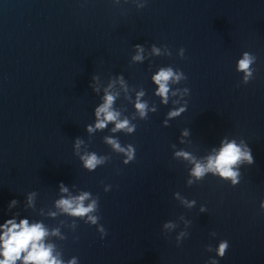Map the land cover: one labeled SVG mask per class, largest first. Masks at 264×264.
I'll list each match as a JSON object with an SVG mask.
<instances>
[{"label": "water", "instance_id": "water-1", "mask_svg": "<svg viewBox=\"0 0 264 264\" xmlns=\"http://www.w3.org/2000/svg\"><path fill=\"white\" fill-rule=\"evenodd\" d=\"M137 43L173 50V57L153 62L188 75L189 109L165 128L171 105L160 106L148 121H138L135 135H120L137 146L135 162L124 166L113 153L105 167L88 173L72 144L77 136L87 139L85 125L99 99L89 87L91 76L107 80L123 72L151 95L147 63L130 66ZM180 47L184 60L175 55ZM245 50L259 58L248 85L235 71ZM184 127L199 154L225 134L249 141L255 163L242 170L238 187L211 176L186 186L185 165L172 158L170 147ZM102 135L92 148L107 154ZM61 181L100 195L108 236L101 240L95 227L81 223L60 242L66 257L78 255L81 264H206L205 245L221 238L231 248L220 264H264V215L258 214L264 199V0H150L142 10L113 7L110 0H0V222L12 199L21 202L13 211L22 212L33 190L37 208L51 206ZM101 181L112 191L105 193ZM175 191L206 204L208 213L182 208ZM181 214L193 224L191 236L176 247L175 234L166 238L161 226Z\"/></svg>", "mask_w": 264, "mask_h": 264}, {"label": "clouds", "instance_id": "clouds-1", "mask_svg": "<svg viewBox=\"0 0 264 264\" xmlns=\"http://www.w3.org/2000/svg\"><path fill=\"white\" fill-rule=\"evenodd\" d=\"M150 0H110L113 7L124 8L133 5L137 10L146 8ZM131 65L147 63L152 84L151 95L143 85H132L123 72L110 76L107 80L99 74L91 76L89 87L99 98L93 108V119L85 125L87 139L77 136L73 140V155L78 158L80 166L88 173L96 172L105 167L112 154L121 157L124 166L132 164L137 159V146L124 143L120 135L133 136L138 129V121H148L151 114H156L160 106L169 107L162 121V126L168 128L171 121L182 117L189 109L191 88L187 86L188 75L174 64L154 65L155 57H173V50L167 45L152 43H137L132 46ZM175 55L181 60L186 59V49L180 47ZM258 56L252 51H242L235 63V71L240 74V84L248 85L256 78ZM239 86V85H238ZM153 97L155 99H153ZM131 110H130V107ZM98 133L103 134L102 143L108 146L110 152L102 154L92 148ZM172 158L181 162L186 168V186L201 184L209 176L238 187L243 178V169L255 163V157L249 141L243 136L225 134L219 142L199 154L194 146L192 131L189 127L180 130L178 143L171 144ZM105 193L111 192V183L100 182ZM39 193L35 190L26 194L22 209L21 202L12 199L7 204L6 216L0 222V264H81L78 255L66 257L60 242L69 239V233L75 234L83 223L95 227L101 240L108 236V230L101 223L100 195L76 184L59 182L57 197L49 207L37 208ZM173 199L179 205L191 211L197 209L199 214L208 213L206 204H199L195 198H188L180 191L173 193ZM35 215H24L23 212ZM264 215V199L259 201V213ZM61 217H64L61 219ZM46 220L58 221L55 225ZM193 221L187 215L181 214L175 220H166L162 226V234L172 239L176 247L191 236ZM67 230V231H66ZM210 237L216 239L218 234L210 232ZM78 241L79 236L73 235ZM231 248V242L226 238L218 239L215 244L205 245L209 253L206 264H220Z\"/></svg>", "mask_w": 264, "mask_h": 264}]
</instances>
